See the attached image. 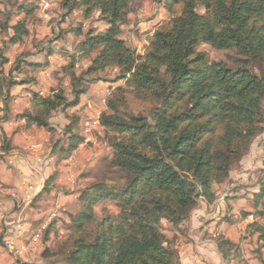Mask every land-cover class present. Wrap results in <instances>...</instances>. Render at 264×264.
<instances>
[{
    "label": "trees",
    "instance_id": "1",
    "mask_svg": "<svg viewBox=\"0 0 264 264\" xmlns=\"http://www.w3.org/2000/svg\"><path fill=\"white\" fill-rule=\"evenodd\" d=\"M41 1L26 0L7 13L1 29L13 31L8 43L29 36L28 17ZM142 1L64 0L68 16L77 9L85 18L98 12L95 23L107 27L99 30L91 24L86 33L83 26L70 27L67 33L83 39L75 53L67 54L69 62L54 72L63 75L69 90L60 84L46 95L33 92L31 108L15 117L8 107L12 88L39 83V72L50 65L62 31L37 45L42 60L24 53L8 72L10 59L6 49L0 51L4 122L14 118L52 130V117L78 106L93 84L126 82L112 91L100 115L112 152L107 161L111 176L79 191L83 208L64 223L72 232V244L67 252L61 249L54 255L61 257L55 264H181L178 238L170 239L163 223L179 228L199 202L214 204V187L229 182L252 143L264 134V0H156L169 18L156 27L144 54L138 55L121 35ZM23 13L24 18L11 24ZM201 44L227 52L226 60H210L198 50ZM81 59L89 63L79 71ZM130 97L152 105L150 118L132 112ZM81 122L77 113L69 117L65 144L52 151L60 161L85 141ZM256 186L250 198L255 210L242 211L241 216L254 214L246 238L257 235L262 248L264 168L258 171ZM236 198L239 195L226 200ZM102 201L115 203L119 214L105 217L90 232L88 224L96 220L95 206ZM214 240L225 263L242 261L240 247L229 237L219 234ZM49 254L47 247L43 257ZM259 262L264 264L262 256Z\"/></svg>",
    "mask_w": 264,
    "mask_h": 264
},
{
    "label": "crops",
    "instance_id": "2",
    "mask_svg": "<svg viewBox=\"0 0 264 264\" xmlns=\"http://www.w3.org/2000/svg\"><path fill=\"white\" fill-rule=\"evenodd\" d=\"M78 43L79 41L74 48ZM57 51L59 52L49 58L50 65L39 72V77L53 76L54 72L65 64V53L63 54L60 49ZM66 51L72 52L71 49ZM40 56L42 60L43 56ZM9 64L13 65V60L10 59ZM40 85L43 88H39ZM116 85L112 82L92 85L89 91L81 96L78 106L58 112L52 117L50 120L52 130L29 124L25 120L14 118L5 122L0 120V264H47V260L43 257L47 247L44 245L42 249L39 239L32 241V238L38 231H41L40 237L47 229L48 223L57 221L59 218L63 221L62 228H65L63 226L69 220L68 215L75 213L69 208L66 209L67 213L64 216L62 213L55 217V214L49 212L53 206L58 207L73 201L76 204L80 202L78 199L80 190L75 189L76 185L71 186L75 183V177L70 174L68 165L81 152L87 151V145L81 144L62 161L59 155L52 154V151L56 145L65 144L63 130L69 123V117L79 114L82 117L80 125L82 128L87 116H92L98 110L100 114L106 110L108 93L110 90L113 91ZM47 87L44 83H38L37 86L13 87L11 100L8 103L11 115L15 117L31 108L33 92L46 95L49 92L45 94L41 90L49 91L54 85H50L49 90ZM83 108L85 110H82ZM4 115V105L0 103V119ZM101 132L105 133V129H99L98 133ZM108 150L110 152L109 148ZM53 175L56 177L51 183L50 190L44 192L47 182ZM66 186L70 188V192L65 193L70 195L60 191ZM226 203L227 200L224 199L223 206ZM207 210L206 208L195 210L185 223L186 234L181 237L184 243L180 252L181 264H245L240 259L225 263L214 239L219 234H224L238 244L242 240L238 225L243 224L247 229L249 222L244 223L242 216H238L240 221L237 219L232 222L228 219H219L218 216L210 217ZM232 210L235 212V208ZM241 211L251 212L248 208H243ZM234 217L237 218L236 215ZM19 220L23 221L25 230L23 236L16 235L10 226L11 223ZM8 238H15L18 247L25 248L22 256H16L5 248L3 242ZM251 238L258 242L257 235ZM41 250L42 253L39 255Z\"/></svg>",
    "mask_w": 264,
    "mask_h": 264
},
{
    "label": "rangeland",
    "instance_id": "3",
    "mask_svg": "<svg viewBox=\"0 0 264 264\" xmlns=\"http://www.w3.org/2000/svg\"><path fill=\"white\" fill-rule=\"evenodd\" d=\"M25 1L26 0H0V51L6 49V56L13 60V63L18 56L24 53H30L31 55L29 59L31 60H40L41 56L38 52L39 48L37 45L44 40L53 39L61 30L63 36L59 41L56 42L55 45L62 51L63 54L65 53L64 57H66V62L64 65H66L69 62L67 54L75 53L77 47L74 48V46H76L77 41H81L83 39V36L77 37L74 33H67L70 27L83 26L84 33L87 32L91 24L98 27L99 30H105L107 27V25L103 22L95 23L99 16L98 12H95L90 17L85 18L83 11L81 9H77L68 16V9L63 6L64 0H42L39 4L38 10L28 17V29L30 32L29 36L26 37L22 42L10 44L8 41L10 36L13 35V31L3 32L1 27L6 23L7 13L10 11H16V6L23 4ZM200 12H202V10H200ZM25 16L26 13H23L21 16H15L11 24H15L19 19H22ZM168 18V13L164 7L158 3V1L144 0L138 5L136 12L129 15L128 24L122 28L121 37L130 46L136 49L138 55H142L144 54L149 39L152 37L156 27H158L160 23L164 22ZM68 49H71L72 52L69 53L66 51ZM198 50L205 52L210 60H226L227 52L215 50L209 45L201 44L198 47ZM58 52L59 51H56L54 54ZM88 63L89 61L81 59L78 63L79 71L84 69ZM11 67L12 65L10 64L6 65V71L8 72ZM114 74L115 73L112 72L110 77L114 78ZM53 76H40L39 83H44V86L47 85L48 90L51 88L49 87L50 85H54L53 88H55L60 84L69 90L68 82L64 78H60L63 77L62 74L59 76H55L53 74ZM112 83L117 84L116 86H125L126 84L125 81ZM39 88L43 87L40 85ZM41 92L46 94L49 91H44L43 89ZM111 93L112 90L109 91L108 97ZM128 102L133 113L150 118V112L152 108L151 104L141 102L133 97H130ZM82 110L85 109L83 108ZM100 115L101 114L98 110L92 116H87L84 119L83 135L85 123L89 119H100ZM100 129H102V127ZM98 131L99 129L96 128L91 138L88 141L85 140L82 143L87 145V151L81 152V154L76 156L73 162L68 165V168L71 170L70 174H73L75 177V183L71 185H76L75 189H84L94 181L107 180V177L111 176L108 170L107 161L111 158L112 152L107 144V140L105 139V133H98ZM108 148L110 149V152ZM262 168H264V134H262L252 143L247 154L231 174L229 182L224 185H218L214 187V191L217 194L216 202L212 205L199 202L195 210H202L206 208L208 209V213H210V217L218 216L219 219H230V222L240 219L238 216L241 217V209L243 208H248L251 210V212H253L255 208L250 198L252 197V193L258 190V187L256 186L257 176L258 171ZM236 188H238L237 191L234 190ZM69 189L70 188L66 186L60 191L62 193L70 192ZM65 194L70 195V193ZM237 195H239V198L231 199L229 202L227 201L226 205L223 206L222 203L224 199H226V196L233 197ZM231 207L235 208L236 213L233 210H230ZM68 208L77 213L83 208V204L81 202H77L76 204L75 201L67 202V204L62 206H53L49 213L55 214V217L64 213L62 215L64 216L67 213L65 211ZM95 213L96 220L93 223L88 224V230L90 232H92L95 225L105 217L111 216L115 219L119 214V210L115 203L102 201L95 206ZM234 215H236L237 218H235ZM255 219L256 218L254 214H250L248 217L243 218L244 223L248 221L249 224L253 223ZM208 222H210V220ZM21 223L23 224L22 220ZM48 224V226H46L47 229L43 234L40 235V237H38V239L41 242L40 244L42 249L46 246L50 250L51 254H49V257L46 259L47 263L55 264L57 261L61 260V257H55L54 255H56L61 249L65 252L70 249L72 241L69 239V237H71L72 232L66 227L62 228L63 221H60V218L53 224ZM235 224L230 223V225ZM48 229L49 232L46 234ZM163 229L164 233L170 239H173L174 236H177V246L179 252H181L182 245L184 244L181 237L185 236L186 234L185 223L179 228H174L172 225L164 222ZM238 229L242 240H240L237 245L240 247L242 262L245 264H260L259 256H262L264 259V247L260 248V244L255 239L251 237L246 238L248 234H246V228H244L243 224H239ZM4 243L5 242H3V244ZM41 253L42 250L39 255H41Z\"/></svg>",
    "mask_w": 264,
    "mask_h": 264
},
{
    "label": "built area",
    "instance_id": "4",
    "mask_svg": "<svg viewBox=\"0 0 264 264\" xmlns=\"http://www.w3.org/2000/svg\"><path fill=\"white\" fill-rule=\"evenodd\" d=\"M98 128H101V123H100V119H89L86 123H85V127H84V137L85 140H89L91 138V136L94 133V130ZM11 228L13 229V231H15L16 235H20L23 236L25 234V230L23 227V224L21 223V221H18L16 223H11L10 224ZM41 231H38V233L36 235L33 236L32 241H35L36 239H38L39 234ZM4 246L7 250L11 251L13 254H15L16 256H22L23 252L25 251V248H19L17 246V242L15 238H8L4 241Z\"/></svg>",
    "mask_w": 264,
    "mask_h": 264
}]
</instances>
